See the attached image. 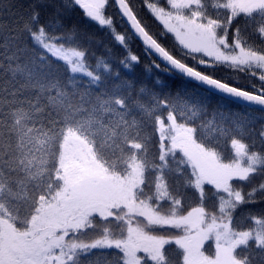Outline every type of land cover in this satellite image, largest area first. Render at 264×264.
<instances>
[{
    "label": "snow or ice",
    "instance_id": "obj_1",
    "mask_svg": "<svg viewBox=\"0 0 264 264\" xmlns=\"http://www.w3.org/2000/svg\"><path fill=\"white\" fill-rule=\"evenodd\" d=\"M0 264H264V0H0Z\"/></svg>",
    "mask_w": 264,
    "mask_h": 264
}]
</instances>
